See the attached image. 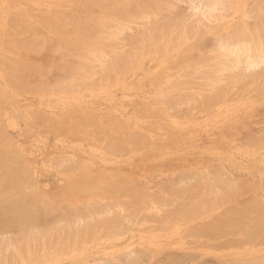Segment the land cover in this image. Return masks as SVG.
Listing matches in <instances>:
<instances>
[{"label":"crops","instance_id":"0c3cea01","mask_svg":"<svg viewBox=\"0 0 264 264\" xmlns=\"http://www.w3.org/2000/svg\"><path fill=\"white\" fill-rule=\"evenodd\" d=\"M77 19L76 0H0V169H10L0 170L8 174L0 177V229L9 228L0 230V264L264 263V102L220 108L204 94L187 102L143 79L126 81L121 62L108 69L77 60L90 49L65 40ZM73 75L82 85L92 79L79 87Z\"/></svg>","mask_w":264,"mask_h":264},{"label":"rangeland","instance_id":"374dc122","mask_svg":"<svg viewBox=\"0 0 264 264\" xmlns=\"http://www.w3.org/2000/svg\"><path fill=\"white\" fill-rule=\"evenodd\" d=\"M90 1H93V2H89V1H87V0H76V14H77V18L78 19H82V20H77L76 21V23H75V32H74V34H71L69 37H67V38H65V40H70V41H73L74 43H75V45L76 46H78L79 45V47L81 46V47H83V46H85V47H89L90 49L89 50H87V51H89V55L88 54H76L75 56L77 57V60H86V61H93V62H96L97 60V62H114V60H115V62H117V60H119V58L122 60V62H124L125 61V59H126V61H128V63L126 62H124L123 64H124V70H123V77H124V79L127 81V80H132V79H134V78H139V79H143V81H142V83H144V84H151V85H153V84H155L158 88H161V89H164V88H169V89H171V92H169V93H171V94H179V95H182L183 94V99H195V98H191L190 96H195V94L197 95V94H199L200 93V95H201V93L202 94H204V95H210V96H212V98H210L209 100H214V101H216V102H218V104H220V108H223V106L224 105H228V103L229 102H231L230 100H233V99H239V98H241V99H253L252 101H256L257 103H259V102H264V97H261L262 95H260V94H264V84H258L259 83V79L258 78H262V81H264V73L263 72H261V70L262 71H264V64H263V62H262V64L263 65H261L260 63L261 62H258V61H264V55H262V56H260L261 57V59H260V57L258 58V57H255L257 54H259V53H261V52H258V50H259V48H260V50L259 51H262V54H264V47H263V41L262 40H264V34H263V31H264V14H263V12H264V10H262L263 12H260V10L262 9V7H263V4L261 3V2H263L262 0L260 1V3H259V1L258 0H252V3H254V1L256 2V1H258V2H256V4L254 3V5L256 6L257 5V3L258 4H261L262 5V7H260L259 6V9L260 10H258V6L255 8V6L253 7V4L252 3H249V1L251 2V0H244V2H241L240 3V1L238 2L237 0H234V1H237L236 3L233 1H231V0H229V1H231L232 3H235V4H238L236 7H235V9H240V10H238V12H237V16H235V13H233L232 14V12H230L231 10L233 11V7H234V5L235 4H232L233 6L231 7V5H230V7H231V10H230V8L228 9V8H225V7H227L225 4V2L224 1H222L223 3H224V5H225V7L224 6H222L221 5V3H220V6H222V7H224L225 8V10L224 11H226V13L228 14V15H230V13H231V15H230V17L232 16V18L234 19H231V18H229V16H227L226 15V13H224V15H221V13H223V12H221L220 10H217V11H220V12H218V14L219 15H221V17L223 16L224 18H226L227 17V19H224V18H220V20L218 19L220 16H218V14L216 15V17H215V19L217 20V22H218V20H219V22H218V24H217V22H214L213 21V19H214V16L215 15H213V18H212V15H210V14H212L214 11H216V10H214V7L212 6V5H208V7H206L207 9H209V11L211 10L212 11V9H213V11H212V13H211V11L208 13V11H206V9H205V11L209 14H203L205 11H204V9L203 10H201V11H195L194 9H193V12L194 13H192L191 15L190 14H188V12H190L192 9H190L191 8V6H193L192 4V1H191V3H190V1H188V3L189 4H191V6L190 5H188V7H189V9H190V11H187V13H186V8H187V2H185L186 0H184V2H185V4H183V1L181 2V0H171L173 3H174V5L172 4V2L170 1L169 2V0H166V1H164V0H115L114 2H113V0H103V1H95V0H90ZM95 1V2H94ZM110 1L113 3V5H111V3H110ZM128 1H130V2H128ZM131 1H132V3H131ZM147 1H148V3H147ZM158 1V2H157ZM201 1H203V0H201ZM200 1V2H201ZM205 1V0H204ZM209 1H211V2H214V4H215V1H217V0H207L206 2H205V4H208L209 3ZM229 1H227V3H229ZM242 1V0H241ZM101 2V3H100ZM109 2V3H108ZM135 2V3H134ZM141 2H143V3H141ZM195 2H199V0L198 1H195ZM195 2H194V4H195ZM231 2L229 3V4H231ZM125 4V7H124V4ZM126 3H128V4H126ZM145 3V4H144ZM160 3V4H159ZM165 3H169L168 4V6L165 4ZM216 3H219L218 1L216 2ZM222 3V4H223ZM97 5V6H95V5ZM102 4V5H101ZM104 4H105V6H104ZM108 4V5H107ZM134 4H136L135 6H133ZM175 4H176V6H175ZM196 4H198V3H196ZM202 4V3H201ZM204 4V3H203ZM213 4V5H214ZM228 4V5H229ZM243 4H244V8H245V6H246V4H247V7H248V4H250L251 5V7H253V8H255V10L257 11L258 10V12H256L257 14H259V12H260V15H261V13L263 14L262 15V17L260 16V15H257L256 13H255V10H254V13H253V10H252V8L250 7V5H249V9L248 8H245V10L247 9L248 10V12L251 10L252 11V13H253V15H255L256 17H253V16H251V17H248V21L250 22V23H247V22H245L246 24H248L247 26L246 25H244L243 23H244V20H243V23H242V21H241V18L243 19V17H242V15H246V13H247V11H245L244 12V14H242L243 12H241V10L243 11ZM78 5V6H77ZM84 5V6H83ZM94 5V6H93ZM100 5H101V7H103V8H101L100 7ZM107 5V6H106ZM114 5H115V7H114ZM132 5V6H131ZM161 5H162V7H161ZM169 5H171V7L169 6ZM184 5V6H183ZM217 5V4H216ZM216 5H214V6H216ZM239 5H241V6H239ZM83 6V7H82ZM100 8H99V7ZM154 6V7H153ZM167 6V10L165 9L164 10V8ZM174 6H175V8H174ZM183 6V7H182ZM202 6V5H201ZM200 6V7H201ZM219 6V5H218ZM219 6V7H220ZM80 7V8H79ZM86 7H88V8H86ZM97 7V8H96ZM150 7V8H149ZM164 7V8H163ZM170 7V8H169ZM213 7V8H212ZM221 7V8H222ZM239 7V8H238ZM83 9V11H82V9ZM96 8V9H95ZM106 8H108L107 10H106ZM112 8V9H111ZM153 8L155 9V11H157L158 10V12L157 13H159V14H165V15H161L162 16V18H160L161 16L160 15H158L157 13H155L154 12V10H153ZM161 8V9H160ZM171 8H173L175 11H176V15H174L175 14V11L173 10V9H171ZM185 8V9H184ZM216 8L218 9V7L216 6ZM251 8V9H250ZM86 9V10H85ZM93 10V11H91V10ZM149 9V10H148ZM159 9H160V11H159ZM189 9H187V10H189ZM229 11H227V10ZM234 9V10H235ZM263 9H264V7H263ZM82 12H81V11ZM90 10V11H89ZM113 10V11H112ZM151 10V11H150ZM153 10V11H152ZM172 10L174 11V14L173 13H171L172 12ZM184 10V11H183ZM222 10V11H223ZM236 10V11H237ZM79 11V12H78ZM84 11H85V13H84ZM88 11V12H87ZM126 11V12H125ZM136 11V12H135ZM145 11V12H144ZM163 11V12H162ZM106 12V13H105ZM120 12V13H119ZM124 12V13H123ZM166 12H168V13H166ZM184 12H185V14H186V16H188V17H184L185 16V14H184ZM197 12H200V14H199V16H201L202 14H203V16L204 15H206V16H211V17H207V20L209 19V18H211L210 20H212L213 21V23H212V21H210L209 20V23L207 24V22L208 21H206V26L207 27H205V25H203L204 23H203V19L204 18H206L205 16H204V18H203V16H201L203 19V21L201 20V18L198 16V17H196V18H198L199 20H197L198 21V23L196 22V19H195V16L193 17V14L194 15H196L197 14ZM202 12V13H201ZM105 13V14H104ZM131 13V14H130ZM172 14V15H174V17L171 15L170 16V14ZM178 13V14H177ZM239 13V14H238ZM146 14V15H145ZM155 14H157V15H155ZM214 14H216V12L214 13ZM247 14H250L251 15V12H249V13H247ZM94 15H95V17H94ZM106 15V16H105ZM115 15H117V16H115ZM120 17H119V16ZM130 15V16H129ZM178 15V16H177ZM189 15L191 16V17H189ZM240 15H241V17H240ZM249 15V16H250ZM80 16V17H79ZM100 16V17H99ZM132 16V17H131ZM137 16V17H136ZM142 18H141V17ZM147 16H149V17H147ZM152 16H153V18H152ZM166 16V17H165ZM175 16L176 17H178V18H176V20H175ZM197 16V15H196ZM226 16V17H225ZM235 16V17H234ZM247 16L248 15H246V19H247ZM261 17V19H259L258 17ZM102 17V18H101ZM112 17V18H111ZM123 17V18H122ZM124 17H125V19H124ZM127 17H131V19H129L130 21H133V22H130L129 20H128V18ZM138 17H140V19H138ZM144 17V18H143ZM146 17V18H145ZM118 18H121V19H118ZM133 18V19H132ZM134 18H135V20H134ZM148 18V19H147ZM158 18H159V20H158ZM167 18V19H166ZM174 18V19H173ZM181 18V19H180ZM184 18H185V20H184ZM191 18V19H190ZM192 18H194V19H192ZM229 18V19H228ZM239 18H240V20H239ZM251 18H253V19H251ZM255 18L257 19V20H261L260 21V23L262 24V21H263V26H260L261 24L257 21V22H255L254 20H255ZM84 19H86V20H84ZM103 19H105V20H103ZM137 19V20H136ZM152 19V20H151ZM168 19H172V20H170L171 22L169 23V20ZM214 19V20H215ZM236 19V20H235ZM249 19H251V20H249ZM101 20V21H100ZM106 20H108L107 22H106ZM128 20V22H126ZM138 20H139V22H138ZM149 20V21H148ZM154 20H155V22H154ZM178 20V21H177ZM193 20V21H192ZM215 20V21H216ZM224 20H226L225 22H224ZM254 22H253V21ZM104 21V23H102ZM119 21V22H121V23H119L118 22V24H117V22ZM141 21V22H140ZM143 21V22H142ZM147 21V22H146ZM175 21V22H174ZM180 21V22H179ZM190 21V22H189ZM152 22V23H151ZM173 22V23H172ZM177 22V24L175 25V23ZM194 22V24H192V23ZM200 22H201V24H200ZM227 22V23H226ZM95 23V24H94ZM99 23V24H98ZM112 23H114V24H112ZM123 23H125V24H123ZM140 25H139V24ZM146 25H145V24ZM157 23H159V24H157ZM163 23H166V24H163ZM226 23V24H225ZM243 25H242V24ZM254 23H256L257 25H254L255 26V28H256V26L259 28V26L262 28V30H261V28L260 29H258V31L260 32H262V34H261V32L259 33V34H257V32L258 31H255V29H253L252 30V28H254V26L252 27L251 25ZM77 24H79V25H77ZM101 24H103V26H101ZM105 24L106 25H109L110 24V26H108V28L105 26ZM112 24V25H111ZM122 24V25H121ZM141 24H142V26H141ZM151 24V25H150ZM164 26H163V25ZM189 24V25H188ZM215 24H217L216 25V27L215 26H213V25H215ZM222 24V25H221ZM238 24H240L239 26H240V29H241V31H239V32H241V35L239 36V32H237V37H246V39H244V38H242V40H241V38H238V40H237V38H236V32H234L233 30H234V28H236L237 29V27H235L236 25H238ZM259 24V25H258ZM96 25V26H95ZM115 26V28H114V26ZM119 25V26H118ZM124 25H125V27H126V29H125V27H124ZM129 25V26H128ZM133 26V27H131V26ZM174 25V26H173ZM195 25H197V26H195ZM200 25V26H199ZM203 25V26H202ZM210 25V30H208L209 28H208V26ZM128 26V27H127ZM139 26V27H138ZM140 26H141V28H140ZM171 26H173V27H171ZM180 26V27H179ZM183 26V27H182ZM188 26V27H187ZM195 26V27H194ZM212 26V27H211ZM217 26H218V28H217ZM220 26V27H219ZM243 26H245L244 28H243ZM90 27V28H89ZM119 27V28H118ZM131 27V28H130ZM135 27V28H134ZM150 27V28H149ZM156 27V28H155ZM160 27V28H159ZM166 27V28H165ZM170 27V28H169ZM187 27V28H186ZM247 27H248V29H247ZM78 28V29H77ZM82 28H83V30H82ZM138 28V29H137ZM147 28H149V29H147ZM168 28V29H167ZM177 28H179V29H177ZM192 29L191 31H189V29ZM197 28V29H196ZM247 29V31L249 30V31H251L252 30V33H253V36L254 35H256V36H254L253 38H255L256 40H258L257 42H256V40H254L255 42H253V41H251L250 42V39H248V36L250 37L251 35H252V33L250 34V32H249V35L247 36L245 33H244V30L243 29ZM109 29H111L112 31H109ZM113 29H115L114 31H113ZM117 29L119 30L118 32H117ZM124 30V32H123V30ZM128 29H130V30H128ZM132 29H135V30H132ZM143 29H145L144 31H143ZM165 29V30H164ZM173 29V30H172ZM187 29V30H186ZM204 29H206V30H204ZM219 29H221V30H219ZM235 29V30H236ZM245 29V30H246ZM103 30V31H102ZM138 30V31H137ZM150 30L153 32V33H151L150 32ZM164 30V31H163ZM204 30V31H203ZM211 30H213V32L211 31ZM242 30H243V32H242ZM257 30V29H256ZM126 31H128V32H126ZM135 31H136V34H135ZM158 31H159V33H158ZM160 31H161V33H160ZM186 31V32H185ZM198 31V32H197ZM201 31V32H200ZM209 31V32H208ZM215 31V32H214ZM231 31H233L234 32V34H233V32L231 33ZM253 31H255V32H253ZM85 33V34H82V33ZM91 32H92V35H91ZM100 32V33H99ZM121 32V33H120ZM140 32V33H139ZM148 32H150V34L148 33ZM166 32V33H165ZM167 32H168V34H167ZM202 32H204V34H206V35H204ZM206 32V33H205ZM212 32V34H210ZM222 32V33H221ZM233 34V36L236 38V39H234L233 41H231V43H233V42H236V43H234V44H231L230 43V39L231 38H229L227 35L229 34ZM247 32V33H248ZM80 33H81V35H80ZM97 33H99L98 35L99 36H97V37H99L98 38V43H96L95 42V40L97 39V37H96V34ZM128 33V34H127ZM131 33V34H130ZM196 33H198V34H196ZM242 33H244V34H242ZM254 33H256V34H254ZM62 34L63 33H61V40H63V36H62ZM87 34V35H86ZM101 34L104 36H101ZM106 34V35H105ZM134 34V35H133ZM143 34V35H142ZM148 34V35H147ZM152 34V35H151ZM157 34H158V36H157ZM174 34V36H172ZM177 34V35H176ZM181 34H182V36H181ZM196 34V35H195ZM199 34H200V36H199ZM201 34H202V36H201ZM207 34H208V36H207ZM210 34V35H209ZM221 34V35H220ZM223 34H224V36H225V39L224 40H226L225 41V44H226V42H227V38H228V42L230 43V46H227V45H225L226 46V48H225V46H224V48H221V45L223 44V42H222V40L223 39H221V40H219V37L220 36H222V37H224L223 36ZM229 34V36L231 37V35ZM128 35V36H127ZM129 35L131 36L130 38H129ZM154 35V36H153ZM176 35V36H175ZM189 35V36H188ZM191 35V36H190ZM244 35V36H243ZM106 36H107V38H106ZM115 36H117V37H115ZM121 36V37H120ZM134 36V37H133ZM145 37V36H147L148 37V40H147V37H145V39L144 38H142V37ZM149 36H150V38H149ZM155 36H156V38H155ZM166 36V37H165ZM173 38H172V37ZM178 36V38L179 39H177L176 37ZM197 36L198 37H200V38H197ZM79 37V38H78ZM88 37V38H87ZM102 37V38H101ZM128 37V38H127ZM183 37V38H182ZM187 37V38H186ZM201 37H203V38H201ZM218 37V38H217ZM221 37V38H222ZM233 37V38H234ZM259 37H262L260 40H259ZM84 38V39H83ZM94 38H96V39H94ZM110 38H111V40H110ZM121 38H123V39H121ZM172 38V39H171ZM191 38V39H190ZM193 38H195V39H197V40H194ZM205 38V39H204ZM252 38V39H253ZM118 39V40H117ZM121 39V40H120ZM142 39V40H141ZM153 39H157V40H155V42L153 41ZM171 39V40H170ZM174 39V40H173ZM177 39V40H176ZM181 39V40H180ZM189 41H188V40ZM219 41H218V40ZM240 39V40H239ZM244 39V40H243ZM247 39L249 40L248 42H247ZM251 39V40H252ZM101 40V41H100ZM115 40V41H114ZM133 40V41H132ZM141 40V41H140ZM151 40V41H150ZM180 42H179V41ZM192 40V41H191ZM218 41L217 43H218V45H217V43L215 42V44L214 45H216V46H212L213 47V49H215L214 51H213V49L211 48V45L210 44H213V42L214 41ZM236 40V41H235ZM101 43H100V42ZM102 41H103V43H102ZM114 41V42H113ZM121 42L122 44H124V45H122L121 43L120 44H117V43H119V42ZM135 41V42H134ZM139 41H140V46H139ZM148 41V45L146 44V42ZM153 41V42H152ZM172 41V42H171ZM191 41V42H190ZM195 42V44H194V42ZM202 41V42H201ZM211 41H212V43H211ZM239 41V42H238ZM260 41V42H259ZM89 42V43H88ZM107 42H109V43H107ZM134 42V43H133ZM162 42H164V43H162ZM179 42V43H178ZM189 42H190V45L188 46L187 44H189ZM221 42V43H220ZM253 42V43H252ZM84 43V44H83ZM116 43V44H115ZM133 43V44H132ZM151 43H152V45H151ZM174 43V44H173ZM237 43H238V45L239 46H241V49L243 50H240V47H238V45H237ZM241 43L242 44H244V45H241ZM246 43H247V45H248V43H252V44H249V48L247 47V46H245L246 45ZM258 45H257V44ZM261 43V44H260ZM78 44V45H77ZM112 44H113V47H112ZM115 44V45H114ZM144 44V45H143ZM160 44V45H159ZM171 44V46H169V45ZM179 44V45H178ZM183 44V45H182ZM219 44H221V45H219ZM253 44H255V45H253ZM262 45V46H260V45ZM95 45V46H94ZM105 45H107V46H105ZM122 45V46H121ZM135 45V46H134ZM158 45V46H157ZM177 46L176 48H178V50H177V52H176V48H175V46ZM233 45H235V48H237L238 47V49H233V50H236L237 52V56L235 55V57H234V55L232 54V53H235V51L234 52H231L230 51V49L231 48H233L234 46ZM252 47H251V46ZM257 45V46H256ZM94 46V47H93ZM99 46V48L97 49V47ZM120 46V47H119ZM140 48H138V47ZM148 46V47H147ZM200 46V47H199ZM202 46V47H201ZM209 46H210V49H208L209 48ZM231 46H233V47H231ZM245 46V47H244ZM254 46H255V48H254ZM115 47L117 48V47H119V48H117V49H115ZM144 47V48H143ZM146 47V48H145ZM152 47V49L150 50V48ZM173 48L172 50L170 49L169 51H168V49L167 48ZM215 47V48H214ZM218 47H219V49H218ZM228 47V48H227ZM231 47V48H230ZM243 47V48H242ZM251 47V48H250ZM257 47V48H256ZM259 47V48H258ZM124 48H125V50H124ZM138 48V49H137ZM142 48V49H141ZM161 48V49H160ZM244 48H245V50H247V51H245L244 50ZM254 48V49H253ZM263 48V49H262ZM143 49H145V51H143ZM157 49V50H156ZM174 49H175V51H174ZM182 49V50H181ZM212 49V50H211ZM217 49V50H216ZM228 49V51L230 52H228V51H226ZM250 49H251V51H250ZM258 49V50H257ZM116 50V51H115ZM124 51V53H123V51ZM232 50V49H231ZM239 50H240V54H239ZM249 50V51H248ZM92 51L93 52H95L94 54L99 58H93V57H95V55H93V53H92ZM118 51V52H117ZM126 51V52H125ZM128 51V52H127ZM157 51V52H156ZM208 51H210V52H208ZM220 51V52H219ZM226 51V52H225ZM252 51H253V53H252ZM257 51V52H256ZM90 52H91V54H90ZM99 52V53H98ZM103 54H101V53ZM105 52V53H104ZM113 52H115V53H113ZM116 52L118 53V54H116ZM175 52V53H174ZM204 52H206V54L204 53ZM219 54H218V53ZM246 53L247 54V56H243V54L244 53ZM250 53L249 55L250 56H248V53ZM107 53H108V55H107ZM130 53V54H129ZM131 53H132V55H131ZM151 53V54H150ZM157 53V54H156ZM225 53V54H224ZM229 53V54H228ZM257 53V54H256ZM99 54V55H98ZM101 54V55H100ZM109 54H110V56H109ZM111 54H112V57H111ZM123 54V55H122ZM136 55V56H134V55ZM159 54L161 55V57L159 56ZM216 56H215V55ZM230 54H232V56L230 55ZM238 54L240 55L239 57H238ZM242 54V55H241ZM251 54H253L252 55V57H251ZM88 55V56H87ZM114 55V56H113ZM118 55V56H117ZM120 55V56H119ZM125 55V56H124ZM138 55V56H137ZM143 55V56H142ZM221 55L223 56V58L221 57ZM228 57H227V56ZM245 55V54H244ZM255 55V56H254ZM105 56H107V57H105ZM117 56V57H116ZM126 56H128V58H129V60H128V58H126ZM131 56H132V59H131ZM134 56V57H133ZM202 56H203V58H202ZM220 56V58H218L216 61L213 59V62H212V59L211 58H215L216 59V57H219ZM226 56V57H225ZM244 57L243 59V61H242V63L245 61H247V60H245L246 58H249L250 57V61L251 62H253L256 58H258L257 60L258 61H255L254 63H251V64H254V66L255 65H257L256 67H252L251 69L250 68H248L247 67V64H248V66H250L249 65V63H248V61H247V64L245 65V64H243L242 65V63H241V61H240V58L242 59V57ZM254 56V57H253ZM258 56V55H257ZM88 57H89V59H88ZM116 57V58H115ZM158 57V58H157ZM160 57V58H159ZM177 57V58H176ZM198 57V58H197ZM211 57V58H210ZM230 57H233L232 58V60H233V64H229V63H225V62H231L230 61ZM236 57H238L237 59H239V61L237 62V61H235V58ZM105 58V59H104ZM113 58V59H112ZM135 58H138V59H136V60H134ZM209 58V59H208ZM227 60H226V59ZM253 58H255L254 60H253ZM263 58V59H262ZM92 59V60H91ZM101 59V60H100ZM112 59V60H111ZM124 59V60H123ZM131 59V60H130ZM197 59V60H196ZM201 59V60H200ZM221 59H222V63L220 62L221 61ZM223 59H225V60H223ZM236 59V60H237ZM121 60H120V62H121ZM199 60V61H198ZM219 60V61H218ZM253 60V61H252ZM131 61H132V63H131ZM146 61V62H145ZM196 61L198 62L197 64H196ZM225 61V62H224ZM114 62V63H115ZM119 62V61H118ZM208 62V63H207ZM211 64H213V65H211ZM220 62V63H219ZM239 63L238 64V66L240 67H238V66H236L237 64H235V63ZM258 64H257V63ZM204 63V64H203ZM218 65H216V64ZM256 63V64H255ZM129 65V66H126V65ZM132 64V65H131ZM133 64H135V65H133ZM221 64V65H220ZM242 66H241V65ZM261 66H260V65ZM181 65V66H180ZM190 65V66H189ZM211 65V66H210ZM204 66V67H203ZM225 66H227V67H225ZM244 66V67H243ZM128 67V68H127ZM131 67V68H130ZM206 67V68H205ZM207 67L210 69V73H209V70H205V69H207ZM213 67V68H212ZM221 67V68H220ZM228 67H229V69H228ZM237 67V68H236ZM242 67V68H241ZM245 67H246V69H245ZM260 67V68H259ZM130 68V69H129ZM185 68L187 69V70H185ZM194 70H193V69ZM205 68V69H204ZM215 68H216V70H215ZM256 68V69H255ZM262 68V69H261ZM132 69V70H131ZM179 69H180V71H179ZM197 69V70H196ZM227 69V70H226ZM236 70V71H234V72H237L238 71V74L237 73H233V71L232 70ZM238 69V70H237ZM240 69V70H239ZM128 70V71H127ZM221 70V71H220ZM243 70V71H242ZM245 70V71H244ZM248 70H251V71H248ZM256 70V71H255ZM166 71V72H165ZM211 71H215L214 72V74H213V72H211ZM225 71V72H224ZM231 71V72H230ZM150 72V73H149ZM184 72V73H183ZM187 72V73H186ZM192 72V73H191ZM196 73L197 72V74H194V73ZM203 72V73H202ZM208 72V73H207ZM224 74H223V73ZM246 72H248V73H246ZM250 72H252V73H250ZM255 72V73H254ZM258 72V73H257ZM181 75H180V74ZM186 73V74H185ZM191 73V74H190ZM230 73V74H229ZM244 73H246V75L244 74ZM257 73V74H256ZM160 74V75H159ZM178 74V75H177ZM185 76H184V75ZM190 74V75H189ZM211 75V76H209V75ZM213 74V75H212ZM219 74H220V77H219ZM221 74H223V77H222V75ZM235 74V75H234ZM250 74H251V76H250ZM255 74V75H254ZM161 76V77H159V76ZM187 75V76H186ZM233 75V76H232ZM241 75V76H240ZM207 76V77H206ZM209 76V77H208ZM227 76V77H226ZM238 76V77H237ZM244 76V78H242ZM260 76H262V77H260ZM156 77V78H155ZM179 77V78H178ZM195 77V78H194ZM230 77V78H229ZM248 77V78H247ZM255 77V78H254ZM161 78V79H160ZM212 78V79H211ZM218 78V79H217ZM227 80H226V79ZM247 78V79H246ZM251 78H253V79H251ZM225 79V80H224ZM231 79V80H230ZM232 79H233V83H232ZM234 79H236V81H234ZM239 79H241L240 81H239ZM246 79V80H245ZM255 79V80H254ZM256 79H257V81H256ZM162 80V81H161ZM184 80V81H183ZM192 80V81H191ZM195 80V81H194ZM217 80V81H216ZM250 80V81H249ZM125 81V82H126ZM160 81V82H159ZM242 81V82H241ZM253 81V83H250V82H252ZM256 82V84H255V82ZM174 82V83H173ZM200 84L201 83V85H199L198 83ZM226 84H225V83ZM235 82L236 83H240L241 84V86L239 85V83H238V85L237 84H235ZM244 82V83H243ZM253 84L251 87H253V86H255V85H257L256 87H253V89H255V90H253L252 88L250 89V85L248 84ZM206 83L207 84H210V85H206ZM224 83V84H223ZM247 83V84H246ZM262 83V82H261ZM204 86H203V85ZM215 84V85H214ZM220 84V86H218ZM223 84V85H222ZM228 84V85H227ZM230 84V85H229ZM234 84V85H233ZM244 84H246V86L244 85ZM217 85V86H216ZM221 85L223 86V87H221ZM260 85V86H259ZM172 86V87H171ZM187 86V87H186ZM206 86V87H205ZM229 86V87H228ZM230 86H231V90H230ZM236 86V87H235ZM238 86V87H237ZM245 86V87H244ZM263 87V89H262V87ZM195 87H197V88H195ZM209 87V88H208ZM219 87H220V90H219ZM243 87V88H242ZM258 87V88H257ZM204 88V90H202ZM212 88V89H211ZM226 88V89H225ZM236 88H237V90L240 92V94H239V92L238 91H235L236 90ZM242 88V89H241ZM185 89V90H184ZM218 89V90H217ZM227 89H229V90H227ZM244 89V90H243ZM246 89V90H245ZM214 90H215V92H214ZM235 92H234V91ZM259 90V91H258ZM261 90V91H260ZM211 91H213L214 92V95H213V92H211ZM231 91H233V93H231ZM250 91V92H249ZM256 91L258 92L257 93V95H256ZM263 91V92H262ZM221 92V93H220ZM224 92H226L225 93V95H224ZM230 93V94H232L231 96H229L227 93ZM238 94H237V93ZM243 92V93H242ZM261 92V93H260ZM255 95H254V94ZM191 94V95H190ZM219 94V95H218ZM251 94H253L254 95V97H251ZM260 95V97H259V95ZM216 95H218V96H221L220 98H217L216 97ZM227 96H229V97H227ZM243 96V97H242ZM248 96H249V98H248ZM216 97V98H215ZM247 97V98H246ZM229 98V99H228ZM263 100V101H262ZM172 264H179V263H172ZM260 264H264V263H260Z\"/></svg>","mask_w":264,"mask_h":264},{"label":"bare ground","instance_id":"6f19581e","mask_svg":"<svg viewBox=\"0 0 264 264\" xmlns=\"http://www.w3.org/2000/svg\"><path fill=\"white\" fill-rule=\"evenodd\" d=\"M87 1H89V2H93V1H90V0H87ZM95 1H96V0H95ZM95 1H94V2H95ZM97 1H100V0H97ZM101 1H103V0H101ZM114 1H115V0H113V2H114ZM164 1H166V0H164ZM170 1H171V0H169V2H170ZM182 1H183V4H185V2H187V8H186V10H185L186 13H187V11H190V9H192L190 12H188V14H190V15H191L192 13H194L195 11H201V10H203L204 8H205L206 11H208V13H209L211 10L209 11L210 8L207 9L206 7H208V5H212V6L214 7V10H216V11H214V12L212 13V11H213V9H212V11H211L212 14H210V13H209V14L212 15V18H213V15H215V16H214V19H215L216 15L218 14V12H220V11L223 12V13L220 12L221 15H224V13H226V11H224L225 8H228V9L230 8V10H231V7L233 6L232 4H235L237 1H238V2L240 1V3H241V2H244V0H242V1H241V0H237V1L231 0L232 2L234 1L235 3H232V2L229 1V0H225L226 2H225L224 0H220L221 2L224 1V2L226 3L225 5H226L227 7H225L224 3L222 2V3H223V4H222L219 0H217L219 3H216L217 1H215V4H214V2H211V1H209L208 4H205V2H206L207 0H205V1H204V0H203V1L199 0V2H195V1H198V0H188V1H190V3H191V1H192L193 4H192V3H191V4H192L193 6H191V4H189L187 0H186L185 2H184V0H181V2H182ZM200 1H201V2H200ZM212 1H213V0H212ZM227 1H229V3L231 2V4L227 3ZM245 1H246V0H245ZM248 1H249V0H248ZM258 1H259V3H260L261 0H258ZM258 1H256V2H258ZM262 1H263V2H261V3L263 4V7H264V0H262ZM103 2H104V1H103ZM128 2H130V1H128ZM157 2H158V1H157ZM171 2H172V1H171ZM194 2H195V4H194ZM238 2H237V3H238ZM246 2H247V1H246ZM256 2L254 1L255 4H256ZM100 3H101V2H100ZM108 3H109V2H108ZM110 3H111V5H113V3H112L111 1H110ZM131 3H132V1H131ZM134 3H135V2H134ZM141 3H143V2H141ZM147 3H148V1H147ZM196 3H198V4H196ZM201 3H202V4H201ZM203 3H204V4H203ZM220 3H221V5L224 6L225 8L222 7V6H220ZM244 3H245V2H244ZM249 3H252V0H251V2L249 1ZM254 3H252V4H253V7L255 6ZM123 4H124V3H123ZM126 4H128V3H126ZM144 4H145V3H144ZM159 4H160V3H159ZM165 4L168 6L169 3H168V4L165 3ZM172 4L174 5L173 2H172ZM213 4H214V5L217 4L216 6L218 7V9H217L216 6H214ZM228 4H229V5H228ZM94 5H95V4H94ZM94 5H93V6H94ZM101 5H102V4H101ZM101 5H100V7H101ZM107 5H108V4H107ZM107 5H106V6H107ZM135 5H136V4H134L133 6H135ZM185 5H186V4H185ZM188 5L191 6L190 9H189L190 6L188 7ZM201 5H202V6H201ZM218 5H219L220 7H219ZM230 5H231V7H230ZM237 5H238V4H235L234 7L232 8L233 11H232V10L230 11V12H232V14L235 13V16H237L236 14H237L238 10H240V9H238V10L235 9V7H236ZM249 5H250V4H248V7H247V4H246L245 8H248V9H249ZM77 6H78V5H77ZM83 6H84V5H83ZM83 6H82V7H83ZM95 6H97V5H95ZM104 6H105V4H104ZM104 6H103V7H104ZM131 6H132V5H131ZM167 6H166V7L164 6L165 8L163 7L164 10L167 8ZM169 6L171 7V5H169ZM175 6H176V4H175ZM175 6H174V8H175ZM183 6H184V5H183ZM183 6H182V7H183ZM200 6H201V7H200ZM239 6H241V5H239ZM257 6H258V7H257ZM259 6L262 7L261 4H258V3H257V5L255 6V8L257 7L258 10H260V9H259ZM98 7H99V6H98ZM100 7H99V8H100ZM103 7H101V8H103ZM114 7H115V5H114ZM124 7H125V4H124ZM153 7H154V6H153ZM161 7H162V5H161ZM170 7H169V8H170ZM213 7H212V8H213ZM221 7H222V8H221ZM242 7H243V11L241 10V12H243L242 14H244L245 11H247V13L251 12V15L246 13V15H248V16H247V19H246V15H242L243 19L241 18L242 23H243V20H244V23H243V24L247 26L248 24H246L245 22L248 21V17H251V16L256 17L255 15H253L255 8L251 7V5H250V7H251L252 10H253V13H252L251 10H250L249 12H248L247 9L245 10V8H244V4H243ZM263 7H262V9L260 10V12H263V11H262V10H264ZM74 8H75V7H74ZM79 8H80V7H79ZM86 8H88V7H86ZM96 8H97V7H96ZM96 8H95V9H96ZM149 8H150V7H149ZM236 8H237V7H236ZM238 8H239V7H238ZM251 8H250V9H251ZM257 8H256V9H257ZM81 9H82V8H81ZM107 9H108V8H106V10H107ZM111 9H112V8H111ZM160 9H161V8H160ZM160 9H159V11H160ZM171 9H173V8H171ZM175 9H176V8H175ZM184 9H185V8H184ZM187 9H189V10H187ZM193 9L195 10L194 12H193ZM205 9H204V11H205ZM223 9H224V10H223ZM234 9H235V10H234ZM85 10H86V9H85ZM90 10H91V9H90ZM90 10H89V11H90ZM148 10H149V9H148ZM153 10H154L155 13L158 12V10L155 11L154 8H153ZM153 10H152V11H153ZM166 10H167V9H166ZM173 10H174V9H173ZM173 10H172L171 13L174 14V11H175V10H174V11H173ZM217 10H220V11H217ZM222 10H223V11H222ZM226 10H227V9H226ZM236 10H237V11H236ZM258 10H257V11L255 10V13L258 12ZM80 11H81V10H80ZM82 11H83V9H82ZM82 11H81V12H82ZM91 11H93V10H91ZM112 11H113V10H112ZM150 11H151V10H150ZM183 11H184V10H183ZM206 11H205L203 14H206V15H207L208 13H207ZM227 11H228V10H227ZM78 12H79V11H78ZM87 12H88V11H87ZM125 12H126V11H125ZM135 12H136V11H135ZM144 12H145V11H144ZM162 12H163V11H162ZM215 12H216V14H214ZM228 12H229V11H228ZM260 12H259V14H257V13H256V14H257V15H260ZM84 13H85V11H84ZM105 13H106V12H105ZM105 13H104V14H105ZM119 13H120V12H119ZM123 13H124V12H123ZM159 13H160V12H159ZM159 13H157V14L160 15V16L163 14V13H162V14H159ZM166 13H168V12H166ZM195 13H196V12H195ZM201 13H202V12H201ZM255 13H254V14H255ZM68 14H69V13H68ZM130 14H131V13H130ZM157 14H155V15H157ZM169 14H170V13H169ZM177 14H178V13H177ZM184 14H185V12H184ZM199 14H200V12H197V14H196L197 16L193 14V17L195 16V19H196V22H197V23H198L197 20H199V19L196 18V17H198ZM203 14H202L201 16H203ZM209 14H208V15H209ZM228 14H229V13H228ZM228 14L226 13V15L229 16V18L233 19L232 16L230 17L231 13H230V15H228ZM238 14H239V13H238ZM263 14H264V12H263ZM263 14L261 13L260 16L262 17ZM50 15H52V14H50ZM145 15H146V14H145ZM163 15H165V14H163ZM163 15H162V16H163ZM171 15H172V14H170V16H171ZM174 15H176V11H175V14H174ZM174 15H172V16L174 17ZM190 15H189V17H191ZM206 15H204L206 18H204V16H203L204 19H203L201 16H199V17L201 18V20H202V19L204 20V21H203V20H202V21H203V23L205 22V23L203 24V25H205V27H207V26H206V21H208V22H207V24H208V23H209V20L211 19V18H209V19L207 20V17H211V16H206ZM221 15L218 14V16H220L219 18L217 17L219 20H220V18H221V19L224 18L223 16L221 17ZM249 15H250V16H249ZM105 16H106V15H105ZM115 16H117V15H115ZM118 16H119V15H118ZM129 16H130V15H129ZM162 16H161L160 18H162ZM177 16H178V15H177ZM235 16H234V17H235ZM260 16L258 17L259 19H261ZM23 17H24V16H23ZM73 17H74V16H73ZM73 17H71V18H73ZM79 17H80V16H79ZM94 17H95V15H94ZM99 17H100V16H99ZM119 17H120V16H119ZM131 17H132V16H131ZM131 17H130V18L127 17L128 20L131 19ZM136 17H137V16H136ZM140 17H141V16H140ZM140 17H138V19H140ZM147 17H149V16H147ZM165 17H166V16H165ZM184 17L186 18V17H188V16H186V14H185ZM225 17H226V16H225ZM240 17H241V15H240ZM263 17H264V16H263ZM58 18H59V16H58ZM101 18H102V17H101ZM111 18H112V17H111ZM122 18H123V17H122ZM141 18H142V17H141ZM143 18H144V17H143ZM145 18H146V17H145ZM149 18H150V17H149ZM152 18H153V16H152ZM176 18H178V17L175 16V20H176ZM185 18H184V20H185ZM217 18H216V19H217ZM229 18H228V19H229ZM256 18H257V17H256ZM256 18H255L254 21H255V22L258 21L259 23H260V21L263 19V18H262V19L259 21V20H257ZM61 19H62V18H61ZM118 19H121V18H118ZM124 19H125V17H124ZM132 19H133V18H132ZM147 19H148V18H147ZM166 19H167V18H166ZM173 19H174V18H173ZM180 19H181V18H180ZM190 19H191V18H190ZM192 19H194V18H192ZM214 19H213V21H214V22H217V20L215 19V20H216V21H215ZM224 19H227V17L224 18ZM251 19H253V18H251ZM251 19H249V20H251ZM42 20H43V19H42ZM77 20H79V19H77ZM103 20H105V19H103ZM128 20H127L126 22H128ZM134 20H135V18H134ZM136 20H137V19H136ZM151 20H152V19H151ZM158 20H159V18H158ZM168 20H169V23H170V22H171L170 20H172V19H168ZM205 20H206V21H205ZM219 20H218V22H219ZM222 20H223V19H222ZM233 20H234V19H233ZM235 20H236V19H235ZM239 20H240V18H239ZM256 20H257V21H256ZM70 21H71V20H70ZM100 21H101V20H100ZM107 21H108V20H106V22H107ZM129 21H130V20H129ZM148 21H149V20H148ZM177 21H178V20H177ZM192 21H193V20H192ZM210 21H212V20H210ZM213 21H212V23H213ZM225 21H226V20H224V22H225ZM252 21H253V20H252ZM254 21H253V22H254ZM116 22H117V21H116ZM118 22H119V21H118ZM118 22H117V24H118ZM130 22H133V21H130ZM138 22H139V20H138ZM140 22H141V21H140ZM142 22H143V21H142ZM146 22H147V21H146ZM154 22H155V20H154ZM174 22H175V21H174ZM179 22H180V21H179ZM189 22H190V21H189ZM218 22H217V24H218ZM42 23H43V22H42ZM102 23H104V21H103ZM119 23H121V22H119ZM151 23H152V22H151ZM172 23H173V22H172ZM191 23H192V22H191ZM210 23H211V22H210ZM210 23H209V24H210ZM212 23H211V24H212ZM226 23H227V22H226ZM226 23H225V24H226ZM242 23H241V24H242ZM247 23H250V22L248 21ZM48 24H49V23H48ZM58 24H59V23H57V25H58ZM94 24H95V23H94ZM98 24H99V23H98ZM112 24H114V23H112ZM112 24H111V25H112ZM123 24H125V23H123ZM138 24H139V23H138ZM144 24H145V23H144ZM157 24H159V23H157ZM163 24H166V23H163ZM163 24H162V25H163ZM176 24H177V22L175 23V25H176ZM192 24H194V22H193ZM200 24H201V22H200ZM217 24H215V25H213V26L216 27ZM219 24H220V23H219ZM219 24H218V25H219ZM243 24H242V25H243ZM251 24H252V23H251ZM260 24H261V23H260ZM262 24H263V21H262ZM262 24H261L260 26H263V25H264V24H263V25H262ZM41 25H42V24H41ZM52 25H54V24H52ZM77 25H79V24H77ZM114 25H115V24H114ZM114 25H113V26H114ZM121 25H122V24H121ZM139 25H140V24H139ZM145 25H146V24H145ZM150 25H151V24H150ZM177 25H178V24H177ZM188 25H189V24H188ZM203 25H202V26H203ZM221 25H222V24H221ZM239 25H240V24L236 25L235 27H237V29L234 28L233 31L236 32L235 34H236V38H237V40H238V38H241V40H242V38L245 37L244 35H243L244 37H242V36H241V37H237V32L241 31ZM254 25H257V24H256V23H255V24L253 23L251 26L253 27ZM258 25H259V24H258ZM66 26H67V25H66ZM71 26H72V25H71ZM95 26H96V25H95ZM101 26H103V24H101ZM105 26L108 28V26H110V24H109V25H106V24H105ZM118 26H119V25H118ZM128 26H129V25H128ZM128 26H127V27H128ZM130 26H131V25H130ZM133 26H134V25H133ZM133 26H131V27H133ZM141 26H142V24H141ZM141 26H140V28H141ZM163 26H164V25H163ZM173 26H174V25H173ZM173 26H171V27H173ZM195 26H197V25H195ZM195 26H194V27H195ZM199 26H200V25H199ZM260 26H259V28H258L257 26H256V28H255V26H254V28H252V30L255 29V31H258V29L261 28ZM43 27H44V26H43ZM110 27H111V26H110ZM124 27H125V25H124ZM131 27H130V28H131ZM138 27H139V26H138ZM179 27H180V26H179ZM182 27H183V26H182ZM187 27H188V26H187ZM187 27H186V28H187ZM209 27H210V25L208 26V28H209ZM211 27H212V26H211ZM219 27H220V26H219ZM244 27H245V26H243V28H244ZM263 27H264V26H263ZM25 28H26V27H25ZM89 28H90V27H89ZM114 28H115V26H114ZM118 28H119V27H118ZM134 28H135V27H134ZM149 28H150V27H149ZM149 28H147V29H149ZM155 28H156V27H155ZM159 28H160V27H159ZM165 28H166V27H165ZM169 28H170V27H169ZM217 28H218V26H217ZM243 28H242V29H243ZM71 29H72V28H71ZM74 29H75V28H74ZM77 29H78V28H77ZM125 29H126V27H125ZM125 29H124V30H125ZM137 29H138V28H137ZM167 29H168V28H167ZM177 29H179V28H177ZM188 29H189V28H188ZM196 29H197V28H196ZM235 29H236V30H235ZM245 29H246V28H245ZM245 29H243V30H244V33H245L247 36L249 35V32H250V34L252 33V30H251V31L248 30L249 32L247 31L248 27H247L246 30H245ZM256 29H257V30H256ZM263 29H264V28H263ZM52 30H53V29H52ZM64 30H65V29H64ZM82 30H83V28H82ZM114 30H115V29H113V31H114ZM122 30H123V29H122ZM124 30H123V32H124ZM128 30H130V29H128ZM132 30H135V29H132ZM144 30H145V29H143V31H144ZM164 30H165V29H164ZM164 30H163V31H164ZM172 30H173V29H172ZM186 30H187V29H186ZM191 30H192V29H189V31H191ZM204 30H206V29H204ZM204 30H203V31H204ZM208 30H210V28H209ZM219 30H221V29H219ZM243 30H242V32H243ZM261 30H262V28H261ZM55 31H56V30H55ZM102 31H103V30H102ZM109 31H112V30L109 29ZM118 31H119V30L117 29V32H118ZM137 31H138V30H137ZM145 31H146V30H145ZM145 31H144V32H145ZM211 31L213 32V30H211ZM233 31H231V33H232ZM255 31H253V32H255ZM72 32H75V31L72 29ZM114 32H115V31H114ZM126 32H128V31H126ZM150 32L153 33L151 30H150ZM150 32H148V33L150 34ZM185 32H186V31H185ZM197 32H198V31H197ZM200 32H201V31H200ZM208 32H209V31H208ZM212 32H211L210 34H212ZM214 32H215V31H214ZM234 32H233V34H234ZM247 32H248V33H247ZM260 32H261V31H260ZM260 32L258 31L257 34H259ZM66 33H67V32H66ZM81 33H82V32H81ZM81 33H80V35H81ZM99 33H100V32H99ZM99 33L96 34V37L100 35ZM120 33H121V32H120ZM139 33H140V32H139ZM158 33H159V31H158ZM160 33H161V31H160ZM165 33H166V32H165ZM202 33L204 34V32H202ZM205 33H206V32H205ZM221 33H222V32H221ZM228 33H229V32H228ZM244 33H242V34H244ZM63 34H64V32H63ZM73 34H74V33H73ZM82 34H85V33H82ZM98 34H99V35H98ZM127 34H128V33H127ZM130 34H131V33H130ZM135 34H136V31H135ZM167 34H168V32H167ZM196 34H198V33H196ZM196 34H195V35H196ZM210 34H209V35H210ZM229 34H230V33H229ZM229 34H228L227 36H228L229 38H231V39H230V43H231V41H233V40L236 39V38L233 36V34H230V35H231V37H230ZM238 34H239V36H240V35H241V32H239ZM254 34H256V33H254ZM257 34H256V35H257ZM261 34H262V32H261ZM263 34H264V31H263ZM86 35H87V34H86ZM91 35H92V32H91ZM105 35H106V34H105ZM133 35H134V34H133ZM142 35H143V34H142ZM147 35H148V34H147ZM151 35H152V34H151ZM176 35H177V34H176ZM176 35H175V36H176ZM204 35H206V34H204ZM220 35H221V34H220ZM256 35H254V36H256ZM101 36H103V35L101 34ZM127 36H128V35H127ZM153 36H154V35H153ZM157 36H158V34H157ZM172 36H174V34H173ZM172 36H171V37H172ZM181 36H182V34H181ZM188 36H189V35H188ZM190 36H191V35H190ZM199 36H200V34H199ZM201 36H202V34H201ZM207 36H208V34H207ZM223 36H224V34H223ZM254 36H253V33H252V35H251L250 37L248 36V39H250V42H251V41L255 42L254 40H256V39L253 38ZM103 37H104V36H103ZM115 37H117V36H115ZM120 37H121V36H120ZM130 37H131V36L129 35V38H130ZM133 37H134V36H133ZM145 37H147V36H145ZM145 37L143 36L142 38L145 39ZM165 37H166V36H165ZM208 37H209V36H208ZM221 37H222V36L219 37V40L223 39V40H222L223 44H222V45L219 44V45H221V48H224L225 45L230 46V43L228 42V41H229L228 38H227V42H226V44H225V41H226V40H224V39H225V36L222 37V38H221ZM233 37H234V38H233ZM78 38H79V37H78ZM87 38H88V37H87ZM98 38H99V37H97V39L94 38V39H96L95 42L97 41L96 43H98ZM101 38H102V37H101ZM106 38H107V36H106ZM117 38H118V37H117ZM127 38H128V37H127ZM149 38H150V36H149ZM155 38H156V36H155ZM172 38H173V37H172ZM172 38H171V39H172ZM176 38L179 39L178 36H177ZM182 38H183V37H182ZM186 38H187V37H186ZM197 38H200V37L197 36ZM201 38H203V37H201ZM217 38H218V37H217ZM252 38H253V39H252ZM261 38H262V37H259V40H260ZM263 38H264V37H263ZM263 38H262V39H263ZM40 39H41V38H40ZM40 39H39V40H40ZM83 39H84V38H83ZM121 39H123V38H121ZM121 39H120V40H121ZM171 39H170V40H171ZM177 39H176V40H177ZM190 39H191V38H190ZM193 39H194V40H197V39H195V38H193ZM204 39H205V38H204ZM244 39H246V37H245ZM244 39H243V40H244ZM248 39H247V42L249 41ZM251 39H252V40H251ZM262 39H261V40H262ZM110 40H111V38H110ZM117 40H118V39H117ZM141 40H142V39H141ZM141 40H140V41H141ZM147 40H148V37H147ZM155 40H157V39H153L154 42H155ZM173 40H174V39H173ZM180 40H181V39H180ZM187 40H188V39H187ZM217 40H218V39H217ZM219 40H218V41H219ZM239 40H240V39H239ZM100 41H101V40H100ZM100 41H99V42H100ZM114 41H115V40H114ZM114 41H113V42H114ZM132 41H133V40H132ZM140 41H139V46H140ZM150 41H151V40H150ZM153 41H152V42H153ZM178 41H179V40H178ZM188 41H189V40H188ZM191 41H192V40H191ZM191 41H190V42H191ZM213 41H214V40H213ZM218 41H214L213 44H210L212 49H213L212 46L215 44V42L217 43ZM235 41H236V40H235ZM257 41H258V40H256V42H257ZM262 41H263L262 44H263V47H264V40H262ZM41 42H43V40H42ZM68 42H69V41H68ZM118 42H119V41H118ZM121 42H122V41H121ZM121 42H119V43H117V44H120ZM134 42H135V41H134ZM134 42H133V43H134ZM171 42H172V41H171ZM179 42H180V41H179ZM179 42H178V43H179ZM190 42H189V44H187L188 46L190 45ZM193 42H194V41H193ZM201 42H202V41H201ZM238 42H239V41H238ZM253 42H252V43H253ZM259 42H260V41H259ZM75 43H76V42H75ZM88 43H89V42H88ZM100 43H101V42H100ZM102 43H103V41H102ZM107 43H109V42H107ZM133 43H132V44H133ZM147 43H148V41L146 42V44H147ZM162 43H164V42H162ZM211 43H212V41H211ZM220 43H221V42H220ZM234 43H236V42H233V43H231V44H234ZM252 43H248V45H247V43H246L245 46H247V47L249 48V44H252ZM83 44H84V43H83ZM115 44H116V43H115ZM115 44H114V45H115ZM121 44H122V43H121ZM148 44H149V43H148ZM148 44H147V45H148ZM173 44H174V43H173ZM194 44H195V42H194ZM256 44H257V43H256ZM260 44H261V43H260ZM260 44H259V45H260ZM42 45H43V43H42ZM77 45H78V44H77ZM122 45H124V44H122ZM122 45H121V46H122ZM143 45H144V44H143ZM151 45H152V43H151ZM159 45H160V44H159ZM168 45H169V44H168ZM178 45H179V44H178ZM178 45H177V46H178ZM182 45H183V44H182ZM217 45H218V43H217ZM223 45H224V46H223ZM237 45H238V43H237ZM241 45H244V44L241 43ZM253 45H255V44H253ZM257 45H258V44H257ZM257 45H256V46H257ZM73 46H74V45H73ZM78 46H79V45H78ZM94 46H95V45H94ZM94 46H93V47H94ZM105 46H107V45H105ZM134 46H135V45H134ZM148 46H149V45H148ZM148 46H147V47H148ZM157 46H158V45H157ZM169 46H171V44H170ZM174 46H175V45H174ZM177 46H175V48H176ZM214 46H216V45H214ZM233 46H234V47H233ZM233 46H231V47H233V48L230 47V48L232 49V50L230 49V51H231V52H234V51H235V53H232V54H233V55L235 54V55L237 56V53H236L237 51H236V50H233V49L235 48V45H233ZM245 46H244V47H245ZM250 46H251V45H250ZM260 46H262V45H260ZM112 47H113V44H112ZM119 47H120V46H119ZM119 47H117V48H119ZM137 47H138V46H137ZM199 47H200V46H199ZM201 47H202V46H201ZM238 47H240V50H242V49H241V46L238 45ZM238 47L235 48V49H238ZM251 47H252V46H251ZM251 47H250V48H251ZM98 48H99V46L97 47V49H98ZM117 48L115 47V49H117ZM138 48H139V47H138ZM138 48H137V49H138ZM143 48H144V47H143ZM145 48H146V47H145ZM149 48H150V47H149ZM173 48H174V47H173ZM173 48L171 47V48H167V49H168V51H169L170 49L172 50ZM214 48H215V47H214ZM225 48H226V46H225ZM227 48H228V47H227ZM242 48H243V47H242ZM254 48H255V46H254ZM254 48H253V49H254ZM256 48H257V47H256ZM258 48H259V47H258ZM139 49H140V48H139ZM141 49H142V48H141ZM151 49H152V47L150 48V50H151ZM160 49H161V48H160ZM208 49H210V46H209ZM212 49H211V50H212ZM218 49H219V47H218ZM262 49H263V48H262ZM124 50H125V48H124ZM156 50H157V49H156ZM177 50H178V48H176V52H177ZM181 50H182V49H181ZM214 50H215V49H213V51H214ZM216 50H217V49H216ZM219 50H220V49H219ZM240 50H239V54H240ZM244 50H245V48H244ZM257 50H258V49H257ZM259 50H260V48H259ZM259 50H258V52H261V53H259V54L256 53L258 56H257V55H256V56L254 55L255 57H258V58H259L260 56L264 55V54H262V51H259ZM115 51H116V50H115ZM122 51H123V50H122ZM143 51H145V49H143ZM172 51H173V50H172ZM174 51H175V49H174ZM226 51H228V49H227ZM226 51H225V52H226ZM242 51H243V50H242ZM245 51H247V50H245ZM248 51H249V50H248ZM250 51H251V49H250ZM86 52H87V51H86ZM117 52H118V51H117ZM117 52H116V54H118ZM125 52H126V51H125ZM127 52H128V51H127ZM156 52H157V51H156ZM208 52H210V51H208ZM219 52H220V51H219ZM228 52H229V51H228ZM256 52H257V51H256ZM81 53H82V52H81ZM92 53H93V55L96 54V53L93 52V51H92ZM94 53H95V54H94ZM98 53H99V52H98ZM100 53H101V52H100ZM104 53H105V52H104ZM113 53H115V52H113ZM123 53H124V51H123ZM174 53H175V52H174ZM204 53L206 54V52H204ZM210 53H211V52H210ZM217 53H218V52H217ZM229 53H230V52H229ZM229 53H228V54H229ZM243 53H244V52H243ZM247 53H248V52H247ZM250 53H251V52H250ZM250 53H248V56H250V55H249ZM252 53H253V51H252ZM86 54H88V53H86ZM90 54H91V52H90ZM101 54H102V53H101ZM101 54H100V55H101ZM129 54H130V53H129ZM150 54H151V53H150ZM156 54H157V53H156ZM218 54H219V53H218ZM224 54H225V53H224ZM232 54H230V55L232 56ZM239 54H238V57L240 56ZM244 54H245V55H244ZM244 54H243V56H247L246 53H244ZM260 54H261V55H260ZM88 55H89V54H88ZM88 55H87V56H88ZM91 55H92V54H91ZM96 55H97V54H96ZM96 55H95V57H93V58H96V57H97ZM98 55H99V54H98ZM102 55H103V54H102ZM107 55H108V53H107ZM122 55H123V54H122ZM131 55H132V53H131ZM133 55H134V54H133ZM214 55H215V54H214ZM235 55H234V57H235ZM241 55H242V54H241ZM252 55H253V54H251V57H252ZM259 55H260V56H259ZM109 56H110V54H109ZM113 56H114V55H113ZM117 56H118V55H117ZM117 56H116V57H117ZM119 56H120V55H119ZM124 56H125V55H124ZM134 56H136V55H134ZM134 56H133V57H134ZM137 56H138V55H137ZM142 56H143V55H142ZM159 56L161 57L160 54H159ZM215 56H216V55H215ZM226 56H227V55H226ZM226 56H225V57H226ZM228 56H229V55H228ZM228 56H227V57H228ZM254 56H253V57H254ZM105 57H107V56H105ZM111 57H112V54H111ZM116 57H115V58H116ZM160 57H159V58H160ZM221 57L223 58L222 55H221ZM238 57L235 58V61H237V62L239 61V59H237ZM241 57H242V56H241ZM97 58H98V57H97ZM126 58H128V56H126ZM157 58H158V57H157ZM176 58H177V57H176ZM197 58H198V57H197ZM202 58H203V56H202ZM210 58H211V57H210ZM218 58H220V56H219V57H216V59H215L214 57L211 58V59H212V62H213V59L216 61ZM230 58H231V59H230L231 62H229V61H228V62H225V61H224V62H225L226 64H227V63H229V64H230V63L233 64V63H234L233 60H232L233 57H230ZM243 58H244V57H242V59L240 58V61H241V60L243 61V60H244ZM258 58H256V59L253 58V60L255 59L254 61L252 60L253 62L250 61V60H251L250 57H249V58H246L245 60L248 61V63H249L250 66H248L247 61H246V62L244 61L243 63H242V61H241V63H242V65H243V64H245V65L247 64V67L251 69L252 67L254 68V67L257 66V65L254 66V64H251V63H254L255 61H258V60H259ZM68 59H69V58H68ZM74 59H75V58H74ZM88 59H89V57H88ZM98 59H99V58H98ZM104 59H105V58H104ZM112 59H113V58H112ZM112 59H111V60H112ZM131 59H132V56H131ZM131 59H130V60H131ZM136 59H138V58H135L134 60H136ZM208 59H209V58H208ZM225 59H226V58H225ZM225 59H223V60H225ZM236 59H237V60H236ZM249 59H250V60H249ZM257 59H258V60H257ZM260 59H261V57H260ZM262 59H263V58H262ZM7 60H8V59H7ZM89 60H90V59H89ZM91 60H92V59H91ZM100 60H101V59H100ZM120 60H121V59L119 58V60H117V62H118V61L120 62ZM123 60H124V59H123ZM128 60H129V58H128ZM132 60H133V59H132ZM196 60H197V59H196ZM200 60H201V59H200ZM226 60H227V59H226ZM93 61H94V60H93ZM93 61H91V62H93ZM97 61H98V60H97ZM97 61H96V62H97ZM125 61H126V59H125ZM125 61H124V62H125ZM136 61H137V60H136ZM198 61H199V60H198ZM218 61H219V60H218ZM79 62H80V61H79ZM114 62H115V60H114ZM117 62H115V63H117ZM124 62H122V60H121V64L124 63ZM126 62L128 63V61H126ZM126 62H125V63H126ZM145 62H146V61H145ZM220 62H221V63L223 62L222 59H221ZM220 62H219V63H220ZM232 62H233V63H232ZM237 62L235 63V64H237L236 66H238V64L240 63V62H239V63H237ZM250 62H251V63H250ZM258 62H261V63H260L261 65L264 64V61H258ZM262 62H263V64H262ZM97 63H98V62H97ZM107 63H108V62H107ZM107 63H105V64H107ZM131 63H132V61H131ZM197 63H198V62L196 61V64H197ZM207 63H208V62H207ZM209 63H210V62H209ZM256 63H257V62H256ZM256 63H255V64H256ZM82 64H83V63H82ZM84 64H85V63H84ZM99 64L101 65V64H103V63L100 62ZM99 64H98V65H99ZM105 64H104V65H105ZM113 64H114V63H113ZM203 64H204V63H203ZM210 64H211V63H210ZM213 64H214V63H213ZM213 64H211V65H213ZM215 64H216V63H215ZM222 64H223V63H222ZM257 64H258V63H257ZM260 64H259V65H260ZM89 65H90V63H89ZM89 65H86V66L89 67ZM91 65H92V68H93V64H91ZM91 65H90L89 68H91ZM123 65H124V64H123ZM125 65H126V64H125ZM131 65H132V64H131ZM133 65H135V64H133ZM211 65H210V66H211ZM216 65H217V64H216ZM220 65H221V64H220ZM240 65H241V64H240ZM242 65H241V66H242ZM261 65H260V66H261ZM86 66H85V67H86ZM94 66L97 67V65H95V64H94ZM105 66H106V65H105ZM111 66H112V67H111ZM111 66H110V67L113 68V66H115V65H111ZM116 66H117V64H116ZM126 66H129V65H126ZM180 66H181V65H180ZM189 66H190V65H189ZM217 66H218V65H217ZM66 67L69 68L68 65H67ZM75 67H76V65H75ZM88 67H87V68H88ZM98 67H99V66H98ZM110 67H109V63H108V69H109ZM123 67H124V66H123ZM123 67H121V68H123ZM203 67H204V66H203ZM225 67H227V66H225ZM238 67H239V66H238ZM243 67H244V66H243ZM257 67H258V66H257ZM76 68H77V67H76ZM81 68H82V67H81ZM127 68H128V67H127ZM130 68H131V67H130ZM130 68H129V69H130ZM205 68H206V67H205ZM205 68H204V69H205ZM209 68H210V67H209ZM209 68L207 67V69H205V70H206V71L209 70V73H210V69H209ZM212 68H213V67H212ZM220 68H221V67H220ZM236 68H237V67H236ZM239 68H240V67H239ZM241 68H242V67H241ZM259 68H260V67H259ZM77 69H79V68H77ZM99 69H100V67H99ZM101 69H102V68H101ZM101 69H100V70H101ZM104 69H106V68L104 67L103 70H104ZM113 69H114V68H113ZM113 69H112V70H113ZM192 69H193V68H192ZM228 69H229V67H228ZM245 69H246V67H245ZM255 69H256V68H255ZM261 69H262V68H261ZM71 70H72V69H71ZM95 70H96V69H95ZM100 70H99V71H100ZM131 70H132V69H131ZM185 70H187V69L185 68ZM193 70H194V69H193ZM196 70H197V69H196ZM215 70H216V68H215ZM226 70H227V69H226ZM237 70H238V69H237ZM239 70H240V69H239ZM262 70H263V69H262ZM262 70H261V72L264 73V71H262ZM73 71H74V69H73ZM93 71H94V70H93ZM93 71H91V74H92ZM105 71H106V70H105ZM127 71H128V70H127ZM179 71H180V69H179ZM220 71H221V70H220ZM232 71H233V73H237V74H238V71H237V72H234V71H236L235 69L232 70ZM242 71H243V70H242ZM244 71H245V70H244ZM248 71H251V70H248ZM255 71H256V70H255ZM80 72H81V71H80ZM83 72H84V70H83ZM97 72H98V70H97ZM101 72H102V71H101ZM101 72H100V74H101ZM107 72H108V70H107ZM165 72H166V71H165ZM211 72H213V71H211ZM214 72H215V71H214ZM214 72H213V74H214ZM224 72H225V71H224ZM230 72H231V71H230ZM75 73L78 74V72H76V71H75ZM103 73H105V72H103ZM149 73H150V72H149ZM183 73H184V72H183ZM186 73H187V72H186ZM186 73H185V74H186ZM191 73H192V72H191ZM191 73H190V74H191ZM193 73H194V72H193ZM202 73H203V72H202ZM207 73H208V72H207ZM222 73H223V72H222ZM246 73H248V72H246ZM246 73H244V74L246 75ZM250 73H252V72H250ZM254 73H255V72H254ZM257 73H258V72H257ZM257 73H256V74H257ZM67 74H68V73H67ZM70 74H71V73H70ZM70 74H69V75H70ZM179 74H180V73H179ZM190 74H189V75H190ZM194 74H197V72L194 73ZM210 74H211V73H210ZM213 74H212V75H213ZM223 74H224V73H223ZM223 74H221L222 77H223ZM229 74H230V73H229ZM85 75H86V74H85ZM87 75H88V74H87ZM101 75H102V74H101ZM111 75H112V74H111ZM113 75H114V74H113ZM159 75H160V74H159ZM159 75H158V76H159ZM177 75H178V74H177ZM180 75H181V74H180ZM183 75H184V74H183ZM208 75H209V74H208ZM234 75H235V74H234ZM254 75H255V74H254ZM263 75H264V74H263ZM10 76H11V75H10ZM12 76H13V75H12ZM66 76H67V75H66ZM79 76H80V75H79ZM94 76H96V75H94ZM94 76H93V77H94ZM184 76H185V75H184ZM186 76H187V75H186ZM209 76H211V75H209ZM209 76H208V77H209ZM232 76H233V75H232ZM240 76H241V75H240ZM250 76H251V74H250ZM74 77H76V76L73 75L72 79H74ZM87 77H88V76H87ZM102 77H104V76H102ZM113 77H115V76H113ZM113 77H112L111 80L116 79V78L113 79ZM159 77H161V76H159ZM206 77H207V76H206ZM219 77H220V74H219ZM226 77H227V76H226ZM237 77H238V76H237ZM260 77H262V76H260ZM61 78H62V77H61ZM65 78H66V77H65ZM76 78H77V77H76ZM76 78L73 80V82H75V80H78L79 82L76 81V85H78V84L80 83V80H79V79H76ZM80 78H81V76H80ZM82 78H83V77H82ZM89 78H90V76H89ZM110 78H111V77H110ZM110 78H109V79H110ZM119 78H121V77H119ZM155 78H156V77H155ZM178 78H179V77H178ZM194 78H195V77H194ZM229 78H230V77H229ZM242 78H244V76H243ZM247 78H248V77H247ZM247 78H246V79H247ZM254 78H255V77H254ZM91 79H92V78H91ZM91 79H90V80H89V79L87 80V78H86V83L88 84V81H91ZM102 79H103V78H101V81H103V82H104V80H106V78L103 79V80H102ZM160 79H161V78H160ZM211 79H212V78H211ZM217 79H218V78H217ZM225 79H226V78H225ZM225 79H224V80H225ZM246 79H245V80H246ZM251 79H253V78H251ZM258 79H259V80H258V81H259V84L261 85V84L263 83V82H262V78H261V79L258 78ZM5 80H6V79H5ZM8 80H10V79H8ZM111 80H107V81H108V82H111ZM226 80H227V79H226ZM230 80H231V79H230ZM240 80H241V79H239V81H240ZM254 80H255V79H254ZM64 81H65V79H64ZM71 81H72V80H71ZM84 81H85V78H84L83 82H84ZM114 81H115V80H114ZM119 81H121V79H120ZM161 81H162V80H161ZM183 81H184V80H183ZM191 81H192V80H191ZM194 81H195V80H194ZM216 81H217V80H216ZM234 81H236V79H234ZM249 81H250V80H249ZM256 81H257V79H256ZM260 81H261L262 83H261ZM60 82H61V81H60ZM69 82H70V81H69ZM83 82H82V80H81V83H80L81 86L79 85V87H82V86L85 87V86L87 85V84H86V85H85V84L82 85ZM98 82H99V81H98ZM159 82H160V81H159ZM241 82H242V81H241ZM241 82H240V83H241ZM254 82H255V81H254ZM61 83H63V82H61ZM67 83H68V82H67ZM106 83H107V82H106ZM111 83L113 84V82H111ZM173 83H174V82H173ZM197 83H198V82H197ZM224 83H225V82H224ZM224 83H223V84H224ZM232 83H233V79H232ZM238 83H239V82H238ZM238 83L235 82V84H237V85H238ZM240 83H239V85L241 86ZM243 83H244V82H243ZM247 83H248V82H247ZM247 83H246V84H247ZM250 83H253V81L250 82ZM64 84H66V83H64ZM102 84H103V83H102ZM198 84H199V83H198ZM223 84H222V85H223ZM225 84H226V83H225ZM246 84H244V85L246 86ZM248 84H249V83H248ZM255 84H256V82H255ZM69 85H71V84H68V86H69ZM72 85H73V83H72ZM76 85H75V86H76ZM84 85H85V86H84ZM103 85H104V84H103ZM106 85H107V84H106ZM199 85H201V83H200ZM206 85H210V84H207V83H206ZM214 85H215V84H214ZM222 85H221V87H223ZM227 85H228V84H227ZM229 85H230V84H229ZM233 85H234V84H233ZM249 85H250V89H251V88L253 89V87H256V86H257V85H255V86L251 87L253 84H252V85L249 84ZM260 85H259V86H260ZM66 86H67V84H66ZM66 86H65V88H64L65 90H66ZM68 86H67V87H68ZM109 86H110V84H109ZM203 86H204V85H203ZM216 86H217V85H216ZM218 86H220V84H219ZM245 86H244V87H245ZM63 87H64V86H63ZM72 87H73V86H72ZM72 87H71V88H72ZM171 87H172V86H171ZM186 87H187V86H186ZM205 87H206V86H205ZM228 87H229V86H228ZM235 87H236V86H235ZM237 87H238V86H237ZM261 87H262V86H261ZM60 88H62V87L59 86V89H60ZM195 88H197V87H195ZM208 88H209V87H208ZM242 88H243V87H242ZM242 88H241V89H242ZM257 88H258V87H257ZM64 89H62L63 92H64ZM67 89H68V91L72 90V89H69V88H67ZM73 89H74V87H73ZM75 89H77V87H76ZM86 89H89V88L86 87ZM211 89H212V88H211ZM225 89H226V88H225ZM262 89H263V87H262ZM77 90H78V89H77ZM77 90H75V92H77ZM184 90H185V89H184ZM202 90H204V88H203ZM217 90H218V89H217ZM219 90H220V87H219ZM227 90H229V89H227ZM230 90H231V86H230ZM243 90H244V89H243ZM245 90H246V89H245ZM253 90H255V89H253ZM263 90H264V89H263ZM220 91H221V90H220ZM233 91H234V90H233ZM233 91H231V93H233ZM235 91H238L237 88H236ZM235 91H234V92H235ZM258 91H259V90H258ZM260 91H261V90H260ZM211 92H213V91H211ZM214 92H215V90H214ZM214 92H213V95H214ZM238 92H239V91H238ZM249 92H250V91H249ZM262 92H263V91H262ZM61 93H62V92H61ZM220 93H221V92H220ZM225 93H226V92H224V95H225ZM236 93H237V92H236ZM242 93H243V92H242ZM257 93H258V92L256 91V95H257ZM260 93H261V92H260ZM201 94H202V93H201ZM227 94L229 95L230 93L228 92ZM237 94H238V93H237ZM239 94H240V92H239ZM253 94H254V93H253ZM253 94H251V97H254L255 94H254V95H253ZM190 95H191V94H190ZM195 95H196V94H195ZM199 95H200V93H199ZM199 95H198V96H199ZM218 95H219V94H218ZM218 95H216V97H217ZM231 95H232V94H230L229 96H231ZM258 95H259V94H258ZM260 95H262L261 97H264V94H263V93L260 94ZM260 95H259V97H260ZM104 96H105V95H104ZM182 96H183V94H182ZM221 96H222V95H221ZM221 96H218L217 98H220ZM229 96H227V97H229ZM203 97H204V96H203ZM203 97H202V101H203ZM216 97H215V98H216ZM242 97H243V96H242ZM210 98H212V97H210ZM246 98H247V97H246ZM248 98H249V96H248ZM195 99H197V98H195ZM228 99H229V98H228ZM252 100H253V99H252ZM202 101H201V102H202ZM262 101H263V100H262ZM184 102H185V101H184ZM187 102H189V100H188ZM187 102H185V104H186ZM190 102H191V101H190ZM196 103H197V102H196ZM198 103H199V102H198ZM187 104H188V103H187ZM189 104H190V103H189ZM191 104H192V103H191ZM194 104H195V103H194ZM194 104H193V106H194ZM213 105H214V104H213ZM180 106H181V105H180ZM182 106H183V105H182ZM204 106H205V105H203V107H204ZM168 107H170V106L168 105ZM168 107H167V108H168ZM189 107H191V106H189ZM203 107H202V108H203ZM180 108H181V107H180ZM180 108H179V109H180ZM184 108H185V106H184ZM186 108H187V107H186ZM204 108H205V107H204ZM254 108H255V107H254ZM168 109H169V108H168ZM172 109H173V108H172ZM190 109H192V108H190ZM206 109H208V108H205V110H206ZM208 110H209V109H208ZM179 111H180V110H179ZM206 111H207V110H206ZM244 111H245V110H244ZM182 112H184V111H182ZM36 113H37V112H36ZM42 113H43V112H42ZM247 113H248V112H247ZM35 115H36V114H35ZM37 115H38V114H37ZM40 115H41V114H40ZM40 115H39V116H40ZM44 115L46 116V114H44ZM47 115H48V114H47ZM231 115H232V114H231ZM48 116H49V115H48ZM37 117H38V116H37ZM50 117H51V116H50ZM39 118H40V117H39ZM40 120H41V119H40ZM42 120H43V119H42ZM57 121H58V120H57ZM42 122H43V121H42ZM47 122H48V121H47ZM244 122H245V121H244ZM45 123H46V122H45ZM49 123H50V122H49ZM42 124H43V123H42ZM50 124H51V123H50ZM50 124H49V125H50ZM43 125H44V124H43ZM55 125H56V124H55ZM59 125H60V124H59ZM46 127H47V124H46ZM49 127H50V126H49ZM49 127H47V128H49ZM58 128H59V127H58ZM251 128H252V127H251ZM262 129H263V128H261V130H262ZM58 130H59V129H58ZM258 131H259V129H258ZM255 132H256V131H255ZM255 132H254V133H255ZM256 133H257V132H256ZM259 134H262V133L260 132ZM263 135H264V134H263ZM123 136H124V135H123ZM252 136H253V135H252ZM106 137H107V136H106ZM106 137H104V139H105ZM108 137H109V136H108ZM124 137H125V136H124ZM124 137H123V138H124ZM247 137L250 138L249 135H248ZM123 138H122V139H123ZM245 138H246V137H245ZM95 139H96V138H95ZM98 139H99V138H98ZM109 139H110V138H109ZM122 139L120 138V140H121L122 143H125V142H126V143H129V142H127V140H126V139H128V138H127V135H126V137L124 138V141H123ZM250 139H252V138H250ZM263 139H264V138H263ZM130 140H131V139L129 138L128 141H130ZM107 141H108V140H107ZM112 141H113V140H112ZM112 141H111V142H112ZM244 141H246V140H244ZM262 141H263V140H262ZM115 142H116V141H115ZM112 143H113V142H112ZM122 143H121V144H122ZM130 143H131V142H130ZM247 143H248V142H247ZM110 144H111V143H110ZM114 145H115V144H114ZM123 145H124V144H123ZM110 147H111V146H110ZM112 147H113V146H112ZM9 149H10V148H9ZM11 150H12V149H11ZM1 151H2V149L0 150V152H1ZM4 151H5V150H4ZM9 153H10V151H9ZM12 153H13V152H12ZM6 154H7V152H6ZM10 154H11V153H10ZM2 155H3V154H2ZM11 155H12V154H11ZM1 157H2V156H1ZM68 157H69V156H68ZM1 159H2V158H1ZM6 159H7V158H6ZM52 159H53V158H52ZM7 160H9V159H7ZM48 160H49V159H48ZM55 160H56V159H55ZM0 161H2V160H0ZM4 161H5V160H4ZM85 162H86V161H85ZM0 163H2V162H0ZM12 163H13V162H12ZM7 164H8V163H7ZM82 164H83V163H82ZM85 164H86V163H85ZM0 165H1V164H0ZM3 165H4V163L2 164V166H3ZM25 165H26V164H25ZM4 166H5V165H4ZM9 166H10V164H9ZM12 166H13V165H12ZM12 166H11V167H12ZM221 167H222V166H221ZM14 168H15V167H14ZM25 168H26V167H25ZM2 169H3V168H2ZM6 169H7V168H5V169H3V170L6 171ZM15 169H16V168H15ZM0 170H1V169H0ZM9 170H10V169H8V171H9ZM88 170H90V169H88ZM1 171H2V170H1ZM1 171H0V174H1V176H2V172H4V171H2V172H1ZM8 171H6V172H8ZM14 171H15V170H14ZM16 171H17V170H16ZM12 172H13V171H12ZM17 173H18V172H17ZM4 174H5V173H4ZM4 174H3V177H4L7 173H6L5 175H4ZM9 174H10V173H9ZM11 174H12V173H11ZM13 174H15V173H13ZM88 174H89V173H88ZM7 175H8V174H7ZM99 175H100V177H101V174H99ZM112 175H113V174H112ZM1 176H0V177H1ZM3 177H1V178H3ZM6 177H7V176H6ZM6 177L4 178L5 180H6L7 178H9V176H8L7 178H6ZM11 177L13 178L14 175L11 176ZM11 177H10V178H11ZM179 177H180V176H179ZM12 178H11V179H12ZM14 178H15V177H14ZM16 178H17V177H16ZM16 178H15V180H17ZM19 178H20V177H19ZM101 178H103V177H101ZM101 178H100V179H101ZM114 178H115V177H114ZM4 179H3V181H5ZM106 179H107V177H106ZM110 179H111V178H110ZM115 179H116V178H115ZM209 179H210V178H209ZM7 180H9V179H7ZM19 180H20V179H19ZM101 180H103V179H101ZM104 180H105V179H104ZM128 180H129V179H128ZM11 181H12V180H11ZM13 181H14V180H13ZM13 181H12V182H13ZM98 181H99V179H98ZM207 181H208V180H207ZM5 182H8V181H5ZM9 182H10V181H9ZM107 182H108V181H107ZM109 182H110V181H109ZM113 182L115 183L116 181H113ZM1 183H2V182H1ZM3 183H4V182H3ZM3 183L1 184V186L3 185ZM10 183H11V182H10ZM103 183H105V182H103ZM122 183H123V182H122ZM122 183H121V184H122ZM127 183H129V182H127ZM8 184H9V183H7V186L9 187L10 184H9V185H8ZM11 184H13V183H11ZM16 184H17V181H15V185H16ZM18 184H19V183H18ZM18 184L16 185L17 189H19L20 186L23 185V184H21V185L19 186ZM79 184H80V183H79ZM81 184H82V183H81ZM124 184H125V182H124ZM168 184H169V183H168ZM4 185H5V184H4ZM4 185H3V187H4ZM15 185H14V187H15ZM125 185H126V184H125ZM125 185H123V186H125ZM176 185H177V184H176ZM176 185H174V186H176ZM1 186H0V188L3 189ZM11 186H13V185H11ZM18 186H19V188H18ZM24 186H25V185H24ZM86 186H87V185H86ZM88 186H90V185L88 184ZM107 186H112V184H111V185H108V184H107ZM107 186H105V188H106ZM117 186H118V185H117ZM117 186H116V187H117ZM123 186H122L121 188H123ZM8 187H7V188H8ZM30 187H31V186H30ZM94 187H95V188H96V187L99 188L100 186H99V187H98V186H94ZM112 187H114V186H112ZM116 187H115V188H116ZM165 187H166V186H165ZM168 187H169V185H168ZM21 188H22V187H21ZM21 188H20V189H21ZM31 188H32V187H31ZM105 188L103 189V187H102V189H103L104 191H105ZM115 188H113V189H115ZM126 188H127V187H126ZM201 188H203V185H202ZM216 188H217V187H216ZM219 188H220V187H219ZM12 189H13V188H12ZM17 189H16V191H17ZM24 189H25V187H24ZM92 189H93V188H92ZM99 189H100V188H99ZM107 189H110V188L107 187ZM107 189H106V190H107ZM128 189H129V188H128ZM31 190H32V189H30V191H31ZM119 190H120V188H118V191H119ZM221 190H222V189H221ZM221 190H220V191H221ZM20 191H22V189H21V190H18L16 193L14 192L15 195H16L18 192L21 194ZM25 191H26V190H25ZM97 191H98V190H97ZM121 191H125L124 188H123V190L121 189ZM121 191H119V193H120ZM215 191H216V190H215ZM218 191H219V190H218ZM99 192H100V191H99ZM99 192H98V193H99ZM91 193H92V192H91ZM108 193H109V190H108ZM110 193H111V191H110ZM217 193H218V192H217ZM220 193H221V192H220ZM208 195H209V194H208ZM104 200H105V199H104ZM157 200H158V199H157ZM157 200H156V201H157ZM21 201H22V200H19V201L17 200L18 203L21 202ZM95 201H96V200H95ZM112 201H113V200H112ZM116 201H117V200H116ZM162 201H163V200H162ZM10 202H13V201H10ZM100 202H101V200H100ZM106 202H107V201H105V203H106ZM122 202H123V201H122ZM152 202H153V201H152ZM24 203H25V202H24ZM27 203L29 204V202H27ZM47 203H48V202H47ZM97 203H98V202H97ZM102 203H103V202H102ZM119 203H121V202H116L115 204H119ZM155 203H157V202H155ZM169 203H170V202H169ZM15 204H16V203H15ZM19 204H20V203H19ZM19 204H18V205H19ZM35 204H37V203H35ZM49 204H50V203H49ZM100 204H101V203H100ZM113 204H114V203H113ZM138 204H139V203H138ZM170 204H171V203H170ZM12 205H13V204H12ZM22 205H23V203L21 204V206H22ZM32 205H33V203H32ZM42 205H44V203H43ZM96 205L98 206V204H96ZM104 205H105V204H103V206H104ZM110 205H111V204H110ZM121 205H122V204H121ZM133 205H134V204H133ZM135 205H136V204H135ZM156 205H158V204H156ZM15 206H16V205H15ZM28 206H29V205H28ZM33 206H34V205H33ZM80 206H81V205H80ZM103 206H101V207H103ZM105 206H106V205H105ZM111 206H113V205H111ZM111 206H110V207H111ZM114 206H115V205H114ZM117 206H118V205H117ZM123 206H124V205H123ZM126 206H128V205H126ZM147 206H148V205H147ZM147 206H146V207H147ZM154 206H155V205H154ZM160 206H161V205H160ZM11 207H12V206H11ZM26 207H27V206H26ZM30 207H31V206H30ZM86 207H87V206H85V209H86ZM107 207H109V205H108ZM158 207H159V205H158ZM174 207H175V206H174ZM13 208H14V207H13ZM82 208H83V207H82ZM82 208H81V209H82ZM112 208H113V207H112ZM118 208L121 209L120 207H118ZM122 208H123V207H122ZM130 208H131V206H130ZM135 208H137V207L135 206ZM135 208H134V209H135ZM159 208H160V207H159ZM159 208H158V210H159ZM83 209H84V208H83ZM87 209L89 210V208H87ZM103 209H104V208L100 209V211H102ZM114 209H115V208H114ZM116 209H117V208H116ZM128 209H129V208H128ZM57 210H58V209H57ZM104 210H105V209H104ZM108 210H109V209H108ZM108 210H107V211H108ZM117 210H118V209H117ZM125 210H126V209H125ZM130 210H131V209H130ZM173 210H174V209H173ZM176 210H177V209H176ZM176 210H175V211H176ZM97 211H98V210H97ZM107 211H106L105 213H107ZM118 211H119V210H118ZM118 211H117V212H118ZM128 211H129V210H128ZM175 211H174V212H175ZM30 212H31V210H30L28 213H30ZM47 212H48V211H47ZM68 212H69V211H68ZM71 212H72V211H71ZM85 212H86V211H85ZM87 212H90V214L93 213V212L96 213V208H95V209L93 208L92 210H89V211H87ZM87 212H86V214H88ZM109 212H111V210H110ZM109 212H108V214H104V213H102V216H103V214H104V216H105V215H109ZM174 212H173V213H174ZM177 212H178V211H177ZM177 212H176V213H177ZM59 213H61V212H59ZM59 213H58V214H59ZM64 213H65V215L67 216L66 211H65ZM73 213H74V212H73ZM82 213L84 214V212H82ZM82 213H80L79 215H80V216L83 215ZM26 214H27V213H26ZM26 214H25V215H26ZM30 214H34L33 211H32ZM42 214H43V213H42ZM44 214H46V212H45ZM61 214H63V212H62ZM61 214H59V216H60ZM77 214H78V213H77ZM86 214H84V215L86 216ZM111 214H112V212H111ZM125 214H126V213H125ZM257 214H258V213H257ZM259 214H261V213H259ZM263 214H264V213H263ZM25 215H24V216H25ZM34 215H35V214H34ZM34 215H33V217H34ZM54 215H55V214H54ZM74 215H76V214H72V215H69V216L72 217V216H74ZM98 215H99V214H98ZM115 215L118 216V214H115ZM120 215H121V214H120ZM158 215H159V214H158ZM173 215H174V214H173ZM59 216H57L58 219H57V217H56V218L54 217V218H55L56 220H59ZM62 216H63V215H62ZM66 216H64V217H66ZM91 216H92V215H91ZM100 216H101V215H100ZM109 216H110V215H109ZM126 216H127V215H126ZM178 216H179V215H178ZM259 216H260V215H259ZM261 216H262V215H261ZM3 217H4V216H3ZM31 217H32V216H31ZM36 217H37V216H36ZM64 217H61V216H60L61 219H62V218L64 219ZM74 217H75V216H74ZM82 217L84 218V216H82ZM86 217H87V216H86ZM93 217H94V216H93ZM93 217H90V219H92ZM118 217H119V216H118ZM154 217H155V216H154ZM180 217H181V216H180ZM5 218L7 219V216H5L4 219H5ZM10 218H14V217H10ZM41 218H43V217L41 216ZM88 218H89V216H88ZM104 218H105V217H104ZM104 218H103V219H104ZM116 218H117V217H116ZM155 218H156V217H155ZM157 218H158V217H157ZM161 218H162V217H161ZM181 218H182V217H181ZM192 218H194V217H192ZM258 218H259V217H258ZM263 218H264V217H263ZM8 219H9V218H8ZM23 219H24V218H23ZM26 219H27V218H25L24 220L27 222L28 219H27V220H26ZM36 219H37V218H36ZM43 219H44V218H43ZM45 219H46V218H45ZM47 219H48V216H47ZM52 219H53V217H52ZM55 219H53V221H56ZM69 219H70V218H68V219L66 218L67 221H68ZM77 219H78V218H77ZM101 219H102V218H101ZM105 219H106V218H105ZM109 219H110V217H109ZM159 219H160V218H159ZM176 219H177V218H176ZM179 219H180V218H179ZM254 219H255V217H253V220H254ZM256 219H257V218H256ZM259 219H260V218H259ZM1 220H2V218H1ZM1 220H0V221H1ZM12 220H13V219H12ZM12 220H10V221H12ZM14 220H15V218H14ZM24 220H23V221H24ZM79 220H80V218H79ZM88 220H89V219H88ZM96 220H97V219H96ZM117 220H118V219H117ZM117 220H116V221H117ZM119 220H120V218H119ZM164 220H165V219H164ZM164 220H163V221H164ZM253 220H252V221H253ZM4 221H5V220H4ZM10 221H9V222H10ZM18 221H20V220H18V218H17V221H16V222H18ZM43 221H44V220H43ZM45 221H46V220H45ZM50 221H51V220H50ZM86 221H87V219H86ZM90 221H91V220H90ZM111 221H112V220H110V222H108V223H107V221H106L107 225H111V226H112L114 222L112 223ZM116 221H115V223H116ZM158 221H159V220H158ZM186 221H187V219H186ZM228 221H229V220H228ZM233 221H234V220H233ZM254 221H256V220H254ZM258 221H259V220H258ZM6 222H7V220H6ZM9 222H7V223H9ZM12 222H14V221H12ZM51 222H52V221H51ZM74 222L76 223V221H74ZM79 222H80V221H79ZM82 222H83V220H82ZM87 222H88V221H87ZM93 222H94V219H93V221H92L91 223L93 224ZM96 222H97V221H96ZM181 222H182V221H181ZM183 222H184V220H183ZM221 222H222V221H221ZM238 222H239V221H238ZM249 222H250V221H249ZM249 222H248V223H249ZM262 222H263V221H262ZM262 222H261V223H262ZM53 223H54V222H53ZM61 223H62V221H61ZM63 223H64V222H63ZM70 223L72 224V222H70ZM70 223H69V224H70ZM85 223H86V222H85ZM91 223H90V224H91ZM99 223H100V222H99ZM118 223H119V222H118ZM223 223H224V222H223ZM225 223H226V222H225ZM236 223H237V222H236ZM245 223H247V222H245ZM245 223H244V225H245ZM251 223H252V222H251ZM0 224H1V223H0ZM4 224H5V223H3V225H4ZM45 224H46V223H45ZM51 224H52V223H51ZM55 224H56V222H55ZM55 224H53V225H55ZM67 224H68V223H67ZM67 224H66V226H67ZM71 224H70V225H71ZM83 224H84V223H83ZM86 224H87V223H86ZM86 224H85V225H86ZM92 224H91V225H92ZM103 224H104V223H103ZM220 224H221V223H220ZM227 224H228V222H227ZM237 224H238V223H237ZM253 224H254V223H253ZM57 225H58V221H57ZM97 225H98V223H97ZM222 225H223V224H222ZM260 225H261V224H260ZM37 226H38V225H37ZM39 226H40V225H39ZM42 226H45V225L43 224ZM49 226H51V225H49ZM58 226H59V225H58ZM60 226H61V225H60ZM74 226H75V225L73 224L71 227H74ZM80 226H81V222H80ZM86 226H87V225H86ZM98 226H99V225H98ZM241 226H243V225L241 224ZM251 226H252V225H251ZM255 226L257 227V225H254V227H255ZM84 227H85V226H84ZM108 227H109V226H108ZM112 227H114V225H113ZM246 227H248V229H249L250 226H246ZM246 227H245V228H246ZM260 227H261V226H259V228H260ZM262 227H263V226H262ZM4 228H5V227H2L1 229H4ZM7 228H8V227H7ZM40 228H41V227H40ZM61 228H62V227H61ZM68 228H69V225H68ZM74 228H75V227H74ZM76 228H77V226H76ZM97 228H99V227H97ZM1 229H0V230H1ZM8 229H9V228H8ZM8 229L5 228V230H8ZM10 229H12V228H10ZM72 229H73V228H72ZM77 229H78V228H77ZM248 229H247V231H249ZM251 229H252V227H251ZM5 230H4V231H5ZM12 230H13V229H12ZM12 230H9V231H12ZM78 230H80V229H78ZM81 230H82V228H81ZM252 230H253V229H252ZM255 230H258V228L255 229ZM259 230H261V229H259ZM259 230H258V231H259ZM262 230H264V228H262ZM262 230H261V231H262ZM4 231L1 230L2 233H4ZM15 231H16V230H15ZM42 231H45V230H42ZM261 231H260V232H261ZM12 232H13V231H12ZM12 232H11V233H12ZM38 232H39V231H38ZM48 232H49V231H48ZM75 232H76V231H75ZM212 232H213V231L211 230V233H212ZM250 232H252V231L250 230ZM14 233H15V232H14ZM16 233H17V232H16ZM16 233H15V234H16ZM41 233H42V232H41ZM55 233H57V232H55ZM68 233H69V230H68ZM71 233H72V232H70L69 234H71ZM78 233H79V232H78ZM78 233H77V234H78ZM82 233H83V232H82ZM255 233H256V232H255ZM258 233H259V232H258ZM20 234H21V233H20ZM20 234L17 233V235H19V236H20ZM23 234H24V233H23ZM25 234H26V233H25ZM58 234H60V233H58ZM58 234H57V235H58ZM61 234H64L63 237H65V239L67 238V237H66V236H67L66 233L62 232ZM65 234H66V236H65ZM69 234H68V235H69ZM80 234H81V233H80ZM80 234H78V235H80ZM225 234H227V233H225ZM247 234H248V233H247ZM12 235L14 236L13 233L11 234V236H12ZM27 235H28V234H27ZM42 235H43V234H42ZM49 235H50V234H49ZM75 235H76V234H75ZM221 235H222V234H221ZM250 235H251V234H250ZM253 235H254V233H253ZM256 235H257V234H256ZM260 235H262V234H260ZM13 236H12V238H13ZM19 236H18V237H19ZM29 236L31 237L30 234H29ZM29 236H28V238H30ZM32 236H33V235H32ZM46 236H47V235H46ZM60 236H62V235H60ZM257 236H258V235H257ZM9 237H10V236H9ZM21 237L23 238V236H20V240H21ZM26 237H27V236H26ZM35 237H36V236L34 235V238H35ZM39 237H40V236H39ZM63 237H62V238H63ZM71 237H72V234H71ZM71 237L67 238V240H71V239H70ZM80 237H81V236H80ZM218 237H219V236H218ZM218 237H217V238H218ZM252 237H253V236H252ZM0 238H2V237L0 236ZM24 238H25V237H24ZM31 238H32V237H31ZM31 238H30V240L27 239L28 242L31 241ZM43 238H45V237L43 236ZM47 238H48V237H46V239H47ZM58 238H59V237H58ZM58 238H56V239H58ZM73 238H74V237H73ZM76 238H77V237L75 236V239H76ZM78 238H79V237H78ZM6 239H8V238H6ZM6 239H5L4 241H6ZM13 239H15V238H13ZM40 239H41V238H40ZM46 239L44 240L45 242L47 241ZM63 239H64V238H63ZM63 239L61 240V238H60V241H63ZM0 240H3V239H0ZM22 240L24 241V239H22ZM8 241H9V240H8ZM13 241H14V240H13ZM34 241H35V239H34ZM42 241H43V239H42ZM56 241H57V240H56ZM85 241H86V240H85ZM1 243H2V242H1ZM9 243H11V242H9ZM39 243H40V242H39ZM43 243H44V242H43ZM7 244H8V242H7ZM41 244H42V243H41ZM0 245H2L3 248L6 247V244H0ZM8 245H9V244H8ZM44 245H46V244H44ZM4 246H5V247H4ZM13 246H14V244H13ZM0 247H1V246H0ZM41 247H42V246H41ZM58 247H59V246H58ZM62 247H65V246H63V244H62ZM3 248H1V249H3ZM10 248H11V246H10ZM10 248H8L9 251H10ZM5 249L7 250V248H5ZM5 249H3L4 251H0V252H1V253H2V252L5 253V251H6ZM17 249H18V248H17ZM11 250H12V252H15V251H13V249H11ZM9 251H8V252H9ZM17 251H18V250H17ZM35 251H36V250H35ZM27 252H28V251H27ZM29 252H30V251H29ZM10 253H11V252H10ZM8 254H9V253H8ZM12 254H13V253H12ZM15 254H16V252H15ZM35 254H36V253H35ZM37 255H38V254H37ZM38 256H39V255H38ZM40 256H41V255H40ZM101 262H102V261H101ZM99 263H100V261H99ZM99 263H98V264H99ZM103 263H104V262H103ZM103 263H102V264H103ZM93 264H95V263H93ZM96 264H97V262H96ZM100 264H101V263H100ZM104 264H105V263H104ZM106 264H107V263H106ZM108 264H109V263H108Z\"/></svg>","mask_w":264,"mask_h":264}]
</instances>
